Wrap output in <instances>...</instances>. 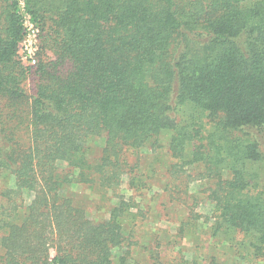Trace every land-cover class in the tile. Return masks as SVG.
<instances>
[{
	"label": "trees",
	"instance_id": "trees-1",
	"mask_svg": "<svg viewBox=\"0 0 264 264\" xmlns=\"http://www.w3.org/2000/svg\"><path fill=\"white\" fill-rule=\"evenodd\" d=\"M263 161L264 0H0V264H201L137 237L159 174L202 183L217 244L262 261ZM75 185L116 201L96 219Z\"/></svg>",
	"mask_w": 264,
	"mask_h": 264
},
{
	"label": "rangeland",
	"instance_id": "rangeland-1",
	"mask_svg": "<svg viewBox=\"0 0 264 264\" xmlns=\"http://www.w3.org/2000/svg\"><path fill=\"white\" fill-rule=\"evenodd\" d=\"M26 18L27 26L31 30L33 24L28 15H26ZM30 32L21 43L20 54L23 59H27L30 55L33 56L40 43L38 30L35 32L31 30ZM102 144V141L97 142L94 147H99ZM163 151L164 153L161 154L159 152L149 154L147 150L142 151V155H147V157L150 155L151 159L156 161V164L161 165L162 168H159V173L164 171L163 169H166L165 165L169 163L168 155L165 154L166 150ZM201 168L202 166L198 165L194 167V170L199 171ZM252 170L258 173L259 185L262 187L264 184V161L259 166L252 168ZM156 178L159 181L154 182V190L147 197H139L141 205L147 207L150 212L148 217L144 219L143 224L137 226V237L145 243L151 241L149 242L151 243L149 247H151L152 251H158L159 246L157 247V245L159 242L175 241L176 244L161 248V256L167 260L176 262V259H180L179 257L182 256L188 261L198 259L201 264H209L211 258L215 256L227 264H264V260L255 261L248 253L245 254L243 259H240L230 245L217 244L219 242L212 237L209 231V225H211L212 220L209 221L208 218L212 214L213 208L212 204L205 199L208 194L207 190L199 198L198 206L193 208V210L190 208V204L194 199L192 195H196L195 192L200 189V186L203 185L202 183L193 181L188 184L183 181L184 178L175 180L162 174H159ZM4 182L0 181V185H4ZM167 184H169L168 191L164 190ZM126 185L127 183L123 186L125 188L123 192L129 196L133 193V190L126 189ZM71 192H74L76 201L81 205H86L87 210L96 219L105 216L109 205L116 201V198L112 197L111 193L103 194L102 191L89 188L86 185H75ZM171 194L175 197V200L171 201L169 196ZM185 202L186 204H183ZM189 217L190 220L195 217L193 219L195 224L191 227L187 225ZM182 223L185 224L183 227L186 232H182L183 234L178 231ZM181 249H183L182 253L179 252ZM134 253L135 255L139 253L135 258L142 260L146 251L142 253L134 251Z\"/></svg>",
	"mask_w": 264,
	"mask_h": 264
},
{
	"label": "built area",
	"instance_id": "built-area-1",
	"mask_svg": "<svg viewBox=\"0 0 264 264\" xmlns=\"http://www.w3.org/2000/svg\"><path fill=\"white\" fill-rule=\"evenodd\" d=\"M31 30H32L33 32L37 31V30H36L35 28H33V27L31 28ZM31 30H29V33H31V32H30ZM31 56H32V55H30V57H31Z\"/></svg>",
	"mask_w": 264,
	"mask_h": 264
}]
</instances>
